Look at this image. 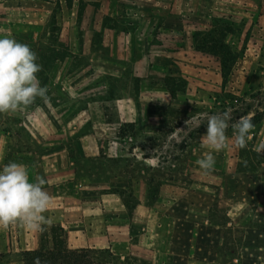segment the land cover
Instances as JSON below:
<instances>
[{"label": "rangeland", "instance_id": "1", "mask_svg": "<svg viewBox=\"0 0 264 264\" xmlns=\"http://www.w3.org/2000/svg\"><path fill=\"white\" fill-rule=\"evenodd\" d=\"M168 1L180 3L179 12L159 0H71L70 6L25 0V24L14 26L10 38L37 54L49 97L38 104L56 124L66 123L64 117L89 124L102 118L100 176L131 211L159 209L204 186L215 193L212 216L222 222L244 193L254 203L258 192L264 205V161H254L251 174L237 170L242 157L233 127L240 117L258 115L248 143L256 149L264 142V0L243 13L225 10L222 0ZM171 26L181 34L166 31ZM197 31L199 39L208 31L226 33L235 62L223 87L219 59L196 48ZM225 111L232 115L229 147L214 153V170L205 175L197 161L207 151L206 123ZM241 227L226 231L227 251L240 250Z\"/></svg>", "mask_w": 264, "mask_h": 264}, {"label": "crops", "instance_id": "2", "mask_svg": "<svg viewBox=\"0 0 264 264\" xmlns=\"http://www.w3.org/2000/svg\"><path fill=\"white\" fill-rule=\"evenodd\" d=\"M222 1L225 10L241 13L257 4L254 0ZM159 2L168 12L181 8L176 1ZM24 6L25 0H0V38L14 37L12 28L24 26ZM166 31L181 34L173 26ZM40 99L28 108L3 114L0 168L15 162L25 166L30 182L46 181L43 187L50 195V205L45 215L51 223L39 232L19 224L0 228V264H25V251L50 248L51 226L64 230L69 248H108L118 264H127L128 259L132 264H264V205L258 201V192L254 203L242 194L244 200L226 209L222 222L212 216L215 193L204 186L181 193L159 209L131 211L122 195L111 190V182L100 176L104 171V157L99 153L103 143L98 135L103 130L102 118L97 116L89 124L64 117L66 123L59 125L49 117V109L38 104ZM93 110L97 115L103 112L99 107ZM235 226H242L241 246L232 253L226 248V231L233 233Z\"/></svg>", "mask_w": 264, "mask_h": 264}, {"label": "clouds", "instance_id": "3", "mask_svg": "<svg viewBox=\"0 0 264 264\" xmlns=\"http://www.w3.org/2000/svg\"><path fill=\"white\" fill-rule=\"evenodd\" d=\"M37 60V54L28 45L14 38H0V114L28 108L37 98L49 100L48 89L41 86L37 75L42 70ZM231 120L230 111L211 115L207 120L203 135L207 151L197 161L205 175L214 170V153L229 147L226 133ZM233 127L235 147L246 148L254 128L251 117H240ZM255 150L264 155V142ZM45 183L43 178L30 182L28 171L21 164L12 162L0 168V228L19 224L33 232L43 231L51 223L45 215L50 205V195L43 187Z\"/></svg>", "mask_w": 264, "mask_h": 264}, {"label": "trees", "instance_id": "4", "mask_svg": "<svg viewBox=\"0 0 264 264\" xmlns=\"http://www.w3.org/2000/svg\"><path fill=\"white\" fill-rule=\"evenodd\" d=\"M68 6L71 0H66ZM205 32V31H202ZM195 39L198 40L196 48L201 52H207L219 59V71L222 77V87L227 82L231 74V68L234 61L231 47L223 42L226 33L215 31L205 32L199 39V31L196 32ZM172 95L176 91L168 87ZM254 126L259 124V116L251 117ZM242 158L237 163V170L240 172H251L254 161L263 162L264 156L260 155L253 149L249 143L246 148L238 149ZM127 205V204H126ZM52 246L44 251H25L23 261L25 264H35L41 261L51 264H118L116 256L108 248H69L67 245L66 233L58 226H51Z\"/></svg>", "mask_w": 264, "mask_h": 264}]
</instances>
